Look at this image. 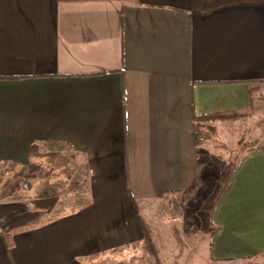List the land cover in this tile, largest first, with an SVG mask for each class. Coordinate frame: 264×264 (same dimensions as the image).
Segmentation results:
<instances>
[{
  "label": "crops",
  "instance_id": "crops-1",
  "mask_svg": "<svg viewBox=\"0 0 264 264\" xmlns=\"http://www.w3.org/2000/svg\"><path fill=\"white\" fill-rule=\"evenodd\" d=\"M254 101L264 141V0H0V164L34 171L56 153L85 183L70 211L39 192L2 200L0 264H153L139 216L172 235L169 204L192 202L216 155L194 118ZM234 156L213 215L231 225L207 264H264V147Z\"/></svg>",
  "mask_w": 264,
  "mask_h": 264
},
{
  "label": "rangeland",
  "instance_id": "rangeland-1",
  "mask_svg": "<svg viewBox=\"0 0 264 264\" xmlns=\"http://www.w3.org/2000/svg\"><path fill=\"white\" fill-rule=\"evenodd\" d=\"M257 110L258 108H256V103L254 101L251 103V108H249L245 116L242 114V116L232 119L210 120L209 124L218 122V124L214 126L210 125L208 128H204L206 136L208 135L213 139L212 153L216 154L214 156L225 161H230L234 158V155L239 152L245 141H247V148H251L259 143H264V141L254 139V118L259 112V110L258 112ZM246 116L250 118L247 121L248 125L245 129V125L240 123V120ZM44 162L48 163V165L34 170L35 172L31 171V167H17L13 163H1L0 202H3L2 200L14 202V200L30 197L39 192L54 197L53 201L56 200L55 210L57 212L70 211L72 208H77L82 203L85 195L83 191L85 183L82 181L84 173L80 172L69 158H63L56 153L47 156ZM229 172V165L220 166L210 158L204 171L207 181H204L200 189H198V192L193 195V199H191L192 202H186L187 200L184 199L186 202L184 205L177 202L174 205L169 204L168 206L167 215L169 219L176 218L174 222L180 229H182L180 224H183L184 228L187 230L192 231L196 228L189 235L190 237H185V234L182 236L186 247L185 264H207V260H209L211 236L231 225L228 223L224 226L223 224L213 221L214 210L218 208L217 205L220 201L218 195L224 187V182ZM19 180V183L24 187L17 190L14 188L13 184ZM37 182L38 185L36 186L38 187L35 188L33 192V185L36 187L35 184ZM229 183L230 181L228 185ZM3 194L9 196L4 197ZM252 213L254 214V211H252ZM197 227H199V229H197ZM188 233L189 232H187L186 235ZM236 239L239 240V238ZM153 240L163 251L162 256L165 258L166 262H169V264L178 262L180 257L177 259V254H174L177 250V246L171 235L170 222H163L160 228H153ZM171 251L174 252L172 253ZM140 255L144 257L145 254ZM146 256L140 259L151 260L149 255L146 254ZM249 259L251 264L261 262L259 257L256 256ZM225 261H210V263L225 264ZM234 261L242 262L248 260L235 259Z\"/></svg>",
  "mask_w": 264,
  "mask_h": 264
},
{
  "label": "trees",
  "instance_id": "trees-1",
  "mask_svg": "<svg viewBox=\"0 0 264 264\" xmlns=\"http://www.w3.org/2000/svg\"><path fill=\"white\" fill-rule=\"evenodd\" d=\"M239 116H242L241 112H228V113H222V114H213V115H206V116H197L194 118L193 121V129H192V134H193V139L195 144H201L205 138H206V133L204 132V124L206 121H213V120H218V119H232V118H237ZM264 147V143H259L256 144L255 146H252L251 148H247L248 151L256 150V149H261ZM211 160L220 166H225L229 165L230 172L228 173L226 180L224 182V187L222 188V191L218 195V199L222 196L223 192L225 191L228 182L231 179L232 173L235 169L236 161L238 159V156H234V158L230 161H225L217 156H211ZM19 181L15 182L13 184L15 189H19L24 187L22 184L19 183ZM23 183V182H22ZM41 195H45L44 193H41ZM4 197H7L9 195L3 194ZM48 196V195H45ZM216 201V200H215ZM216 203V202H215ZM139 223L141 225L142 231H143V238H142V246L145 250V253L151 257L152 263L153 264H164L163 260L161 259L159 255V251L157 249V245L155 241L153 240V233L150 227L143 221V219L139 216ZM212 223V222H211ZM172 229V235L173 238L179 248L178 253H177V259L182 255V250L184 247V242L181 237L180 231L178 227L173 223L171 226Z\"/></svg>",
  "mask_w": 264,
  "mask_h": 264
}]
</instances>
